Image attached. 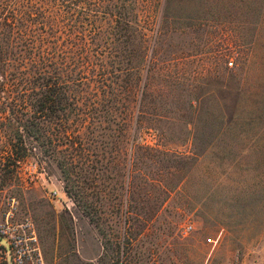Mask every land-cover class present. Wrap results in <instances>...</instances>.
Instances as JSON below:
<instances>
[{
    "label": "rangeland",
    "instance_id": "rangeland-1",
    "mask_svg": "<svg viewBox=\"0 0 264 264\" xmlns=\"http://www.w3.org/2000/svg\"><path fill=\"white\" fill-rule=\"evenodd\" d=\"M160 8L155 34L146 11L130 28L98 8L53 14L43 70L69 92L72 131L46 118L18 177L0 179V221L29 222L45 264H264V69L221 46L225 23L235 38L254 15Z\"/></svg>",
    "mask_w": 264,
    "mask_h": 264
},
{
    "label": "trees",
    "instance_id": "trees-1",
    "mask_svg": "<svg viewBox=\"0 0 264 264\" xmlns=\"http://www.w3.org/2000/svg\"><path fill=\"white\" fill-rule=\"evenodd\" d=\"M98 1L99 4L90 0H0V114H7L5 121L0 120V133L4 138H0V179L18 177L19 163L27 157L28 132L34 135L46 118L47 121L58 120L55 128L58 134L64 136L72 131L69 122H60V116L75 110L73 103L68 109L64 106L70 98L69 92L63 87H48L43 70L46 36L56 27L53 14L69 22H80L82 15L98 8L103 15L130 28L131 24H138L140 14L146 11L149 18L142 27L155 34L163 16L159 7L162 4L164 8L167 3V0ZM219 3L225 15L233 6L238 14L250 12L254 15L251 20L236 21L235 38L226 32L233 24L223 25L222 55L229 52L232 44L238 53L245 58L251 56L255 64L264 69V40L259 41L264 34V0H219ZM246 26L251 27L247 49ZM97 47L101 48L100 42ZM31 118L37 120L34 125L29 122Z\"/></svg>",
    "mask_w": 264,
    "mask_h": 264
},
{
    "label": "built area",
    "instance_id": "built-area-1",
    "mask_svg": "<svg viewBox=\"0 0 264 264\" xmlns=\"http://www.w3.org/2000/svg\"><path fill=\"white\" fill-rule=\"evenodd\" d=\"M231 66L232 61L226 63ZM55 193V192H53ZM191 230V225L182 226L181 231ZM0 238L8 245L10 264H45L35 232L29 222L12 223L7 215L0 221ZM0 264H7L5 250L0 246Z\"/></svg>",
    "mask_w": 264,
    "mask_h": 264
}]
</instances>
